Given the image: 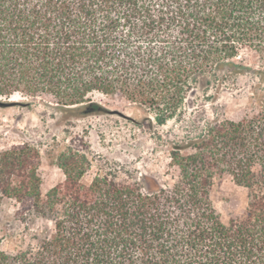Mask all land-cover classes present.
I'll return each mask as SVG.
<instances>
[{"label": "trees", "instance_id": "1", "mask_svg": "<svg viewBox=\"0 0 264 264\" xmlns=\"http://www.w3.org/2000/svg\"><path fill=\"white\" fill-rule=\"evenodd\" d=\"M243 48L264 54V0H0V98L79 119L117 112L94 92L120 94L158 126L186 122L167 139L171 186L105 156L84 184L92 160L69 150L43 194L38 147L0 148V213L13 198L22 219L49 223L15 253L0 240V264H264V104L237 121L216 112ZM226 175L249 190L228 223L211 197Z\"/></svg>", "mask_w": 264, "mask_h": 264}, {"label": "rangeland", "instance_id": "2", "mask_svg": "<svg viewBox=\"0 0 264 264\" xmlns=\"http://www.w3.org/2000/svg\"><path fill=\"white\" fill-rule=\"evenodd\" d=\"M237 60L247 69L237 77L235 85L230 84L221 92L216 110L236 121L259 113L263 108L261 104H264V54L243 48ZM90 98L117 112L65 119L42 102L31 106L17 104L27 99L22 94L1 98L10 99L11 104L0 106V148L23 144L24 141L38 147L43 194L65 179L57 158L69 150L86 153L92 160L91 167L81 179L84 184L90 183L97 173L102 163L98 157L105 156L111 160V165L120 164L123 170H129L138 179L142 175L152 176L160 184L171 186L178 178V169L169 164L167 139L182 135L186 122L170 120L158 126L154 119L147 118H151L153 112L130 103L120 94L94 92ZM43 99L52 102L49 96ZM204 108L209 117L214 116L211 106ZM211 197L222 220L228 223L231 217L245 211L249 190L237 185L230 176L215 177ZM18 210L20 204L15 199L3 200L0 240L2 249L8 253L37 244L38 240L33 236L38 234L41 237L40 230L49 226L41 219H22Z\"/></svg>", "mask_w": 264, "mask_h": 264}, {"label": "water", "instance_id": "3", "mask_svg": "<svg viewBox=\"0 0 264 264\" xmlns=\"http://www.w3.org/2000/svg\"><path fill=\"white\" fill-rule=\"evenodd\" d=\"M11 100L10 99H8V100H6V99H1L0 98V106H2V107H7V106H9L11 103Z\"/></svg>", "mask_w": 264, "mask_h": 264}]
</instances>
